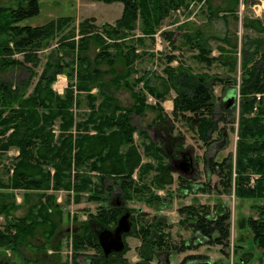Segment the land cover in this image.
I'll return each instance as SVG.
<instances>
[{
    "label": "trees",
    "instance_id": "trees-1",
    "mask_svg": "<svg viewBox=\"0 0 264 264\" xmlns=\"http://www.w3.org/2000/svg\"><path fill=\"white\" fill-rule=\"evenodd\" d=\"M40 1L16 0L10 5H0V165L9 150L18 149L12 159L13 167H7L8 174L10 169L8 181L0 178V189L24 190L23 204H28L27 199L33 197V203L28 204V214L16 216L12 212L23 205L16 202L12 192H0V213L12 214L0 230V248L9 247L19 254L20 245H31L30 240L41 235L44 241L36 243L37 252H45L46 243L59 250L62 241L56 238L61 234L62 216L56 193L67 190L75 192L78 202L86 194L89 202L98 204L97 212L91 213L82 223V232L73 231L72 264H131L125 257L129 250L126 239L130 235L142 241L138 251L140 259L135 264H171L161 255L192 249L197 239L201 240L200 244L220 245L221 251L229 257L232 212L222 200L212 207L205 204L196 207L194 203L179 209L186 215L180 222L190 226L193 232V236L181 244L173 243L170 233L162 231L163 225L167 227L166 222L160 220L164 216L155 215L150 224H143V219L139 225L138 215L145 217L147 213L128 207L132 212L133 228L124 236L125 250L121 254L106 255L98 242L100 229L115 228L123 213L111 204L115 200L112 184L118 185L117 196L126 202L133 192L141 194L146 190L150 192L147 203L171 205L173 193L168 187L174 183L176 171L168 160L165 145L150 139L147 130L134 124L133 114L157 113L147 129L155 125L158 130L162 125L160 127L168 130L166 122L173 117L196 128L205 141L217 131L222 141L226 138L219 124L226 122L232 111L236 114L237 102L230 108L218 103L214 86L228 82L225 76L195 73L183 60L173 66L175 54L167 57L166 76L159 77L160 85L151 83L147 70L138 71L135 67L138 59L151 56L139 52L145 39L154 42L167 18L201 0H87L107 4L122 2L123 14L114 24H97L94 17L77 23L74 16H62L40 26L24 25L22 21L40 13ZM234 1L233 7L221 10L238 17L240 0ZM246 2L254 4V1ZM243 26L258 34L264 32V21L259 17H245ZM161 33L172 49H178L176 31L163 30ZM210 38L190 36L191 48L199 51L197 58L208 66L219 62L231 73L237 71L240 63L243 74L240 111L235 118L233 114V122L237 123L233 129L238 137L235 154L229 153L221 161L209 159L207 167L220 176L215 185L218 197L234 192L242 200L261 201L264 200V67L260 66V60H264V37L246 36L242 61L238 57L239 42L235 34L211 38L222 43L218 46V56H212ZM93 48L94 57L91 56ZM42 64L43 69L38 72ZM16 68L28 71L30 78L13 82L2 77ZM62 74L67 76L68 85L60 94L53 85ZM135 74L138 76L134 77ZM35 76L38 80L29 92ZM110 87L128 89L134 104L123 106L109 93ZM171 90L176 93L172 117L160 103ZM256 93L263 95L257 99ZM82 94L87 100L86 111L82 110ZM150 96L155 102H149ZM220 108L222 112L217 118ZM135 135L143 138V152L135 143ZM144 155L148 160L144 161ZM150 172H154L150 184L145 182L141 188L134 174L138 173L139 180H146ZM188 181L185 174H179L180 186L183 189L187 186L184 190L191 188ZM152 186L167 187V195L160 197L152 193ZM203 191H206L204 186ZM252 208L257 216H246V227L264 253V204H255ZM88 248L96 249V254L85 255L90 259L81 263L78 256ZM50 257L46 260L64 264L59 252ZM203 257L201 254L188 255L179 264ZM41 259H35L34 264H41ZM66 264L70 261L66 260Z\"/></svg>",
    "mask_w": 264,
    "mask_h": 264
},
{
    "label": "rangeland",
    "instance_id": "rangeland-1",
    "mask_svg": "<svg viewBox=\"0 0 264 264\" xmlns=\"http://www.w3.org/2000/svg\"><path fill=\"white\" fill-rule=\"evenodd\" d=\"M87 1V0H83ZM234 0H201V2L196 3L192 2L189 9H184L182 11V15L180 17V14H172L169 18H167L164 21L163 29L164 31H176L177 32V40L180 43V46L183 47L182 42H184V38L180 36V33L177 29L178 22L180 20L189 19L190 16L196 12V16L198 21L201 23H206L208 19V11L213 10L216 11L217 9H222L223 7H233L234 3L236 2ZM247 0H240L239 6H238V19L233 20V17H230L228 20L232 23V25L229 24V27L232 28V34H235L237 37V40L239 42V53L238 57L239 60L242 61V51H243V44L246 39V36L249 37H258L263 36L264 32L262 34H258L254 32L253 30L246 29L243 26V20L245 17L249 18H261L264 21V0H250L254 1V4H248L246 2ZM89 3H81L78 0H58V4L56 2H48L46 0L42 1V10L39 13V19L47 18L52 19L54 16H59L65 14L64 12L73 13L74 15L79 16V18L84 19L87 17L95 16L97 17L98 21H115L118 18L121 17L122 11L124 8V4L122 2H115L112 4H107L104 2H91L87 1ZM253 3V2H252ZM201 4V5H200ZM55 5L58 9L55 8ZM183 9V8H182ZM181 9V10H182ZM197 10V11H195ZM187 11V13L185 12ZM191 11V12H190ZM194 11V12H193ZM220 13L219 11H217ZM216 12V13H217ZM215 13V14H216ZM190 15V16H189ZM52 16V17H50ZM186 16V18H185ZM36 19V18H35ZM34 20V18H28L24 21V23H29L30 21ZM192 21V20H190ZM217 22L215 25L214 23ZM224 24L223 20H216L211 21L207 25H203V30H205V33L207 34H219L224 35V31L227 27H222ZM202 25V24H201ZM219 29H216V28ZM161 29V30H163ZM161 32V31H160ZM158 32V34L155 36L154 42L153 40H148V48L153 49V53H161L159 54V57H144L143 59H138L137 63L135 65L136 69L138 71H141L143 68H151V71H153L156 75L157 73L161 75L163 67L166 65V59L168 56L177 55V58L180 56L184 58V60L187 63L193 64L194 69L193 70H202L205 67H208L206 63H202L197 61L194 58L195 52L197 53V50L190 51L189 48H182L179 50H176L175 52L170 47L169 41L164 39V35L162 33ZM204 33V34H205ZM197 34V33H196ZM203 33H198L197 35L204 38L205 37ZM206 34V35H207ZM218 42V41H217ZM216 41H212V45L217 47L218 43ZM153 45V46H152ZM56 46V44L54 45ZM53 46V47H54ZM142 48V49H140ZM139 52L150 54V50H146V46L140 47ZM49 50V49H48ZM92 51V50H91ZM264 51V49H263ZM215 53H219V51L215 48ZM94 57L95 52L91 53ZM143 56V55H142ZM46 61V58L43 59V63ZM261 64L260 66L264 67V60H260ZM178 62L174 61L173 64L176 65ZM217 65V64H216ZM214 66V65H213ZM222 66H215L214 68L211 66L209 67V70L211 73H218L220 69L225 72V68H221ZM43 69V64L37 68V71L40 72ZM202 72V71H201ZM229 72V71H228ZM231 73V72H229ZM243 71L241 69V64L239 63L237 66V71L232 72L231 75H229V78L226 77L228 82L218 84L214 86L216 95L221 94V96L218 97V103L220 105L224 106L226 105L227 108L232 107L235 102L236 103V114L235 111H232L234 115V118L238 116L240 111L239 106V100H240V82L242 77ZM224 76V74H221ZM65 76V75H62ZM3 78L13 81V82H20V81H26L30 78L29 72L22 69V68H16L14 70H9L8 72L4 73ZM108 78V76H107ZM38 80V76L33 77L31 80V85L29 88V92L32 91L35 83ZM58 80V79H57ZM235 80V81H234ZM238 83V84H236ZM233 89V93H229L230 91L228 88ZM223 87V90L221 89ZM113 88V87H110ZM57 89V88H56ZM121 89V88H120ZM125 90L119 91L116 93V95L119 97L121 101H123L124 105H131L133 103V100L131 99V92L123 88ZM119 90V89H117ZM127 90V91H126ZM58 91V90H57ZM115 89L113 90L114 94ZM83 94L82 96V110L86 111L87 109V100ZM237 95V99H235ZM255 97L257 98V93L255 94ZM230 98H234V103H230ZM118 99V98H117ZM118 99V100H119ZM229 99V100H228ZM258 99V98H257ZM149 102H155V98L150 96ZM220 113L222 112L220 108ZM156 112L149 111L145 115H136L135 118V124L140 129L147 130L150 139L154 141H161L163 145H165L166 152L168 153V160H171V164L173 168H177L179 166L180 162L184 161L185 158L182 157V153H188L193 161H197V165L194 166L192 169L189 170L190 177L187 176L188 182L191 185V188L188 190L186 189L187 186H183L184 189L180 186L179 183V171L175 172L177 175H175L174 183L170 185L168 190H171L173 193V196H170L171 205L169 207H165L161 204H155L151 205L147 203L146 197H149V191H144L141 194H137L136 192H133L131 198L129 201H125L121 198L122 202L126 204L128 208H135L137 211L140 210L147 213V216L143 217L138 215L139 219L138 224L141 225L142 221L143 224L146 223H153V220H151L152 217L155 215H161L164 216L162 220L163 222H166L167 227L163 225L162 231L165 233H170V238L173 243H183L185 241H188L191 236H193V232L188 225H184L180 220L184 218L186 215L183 213H180L179 209L185 205H191L194 203H197L196 207L198 205H208L213 206L216 201L222 200L226 205H228L231 208L232 217H231V227L232 231H235V228L237 229V225L239 226H246V219L245 220H239L240 218V211L244 210L242 214L245 213V210H248L250 214L248 215H254L257 216V211L252 208V205H262L264 204V200H257V199H250V200H242L238 198L234 192L232 194H222L218 197L217 188L215 185L219 182L220 176L217 173H213L211 169L207 167V161L209 159L213 160H219L221 161L223 158H225L229 153H234L236 150V140H237V132L233 129L237 126V123L235 124L233 121V114L230 113L227 116L226 122H221L220 129L223 128V133L225 135V140L222 141L219 137V132H215L214 134L210 136V140L205 141L203 140L197 129H192L185 121L176 120L172 116V120H167L166 126L170 128L167 135L162 134L160 137L157 138V134L154 131L155 125H152L151 128L147 129V125L152 122V119L154 118ZM217 115V118L219 117ZM172 127H174V130L172 131ZM160 134V133H159ZM181 137H179V136ZM179 137L178 139H174V137ZM166 140V141H165ZM143 138L139 137L138 135H135V143L140 146V151L143 152L144 148L142 146ZM182 142V143H181ZM181 143L182 147L179 145L174 146V144ZM18 154V149H12L9 150L2 158L1 165H0V178L4 179V182L8 181V177L10 175V169L13 167L11 165L13 157H15ZM186 154V155H188ZM205 157V161H203V156ZM144 161L148 160V158L144 155ZM179 162V164H178ZM182 164V163H181ZM7 167H10L9 174L7 173ZM194 171V172H193ZM193 172V173H192ZM184 175V174H183ZM154 174L149 173L146 175V180H139L138 173L134 174V179L137 180V183H139L140 187L145 184V182L149 183L151 182V178H153ZM109 181L106 180V182ZM110 183H112L110 181ZM203 186L206 191H203ZM166 188H156L154 186L151 187L152 193L164 197L167 195ZM12 192L15 196V200L18 204H21L20 208H17L12 213L16 216H24L28 214V204L31 205L33 203V197H30L27 199L28 204H23L24 201V190L16 189H0V192ZM52 192V191H50ZM120 192L119 188L113 191L112 196L115 197V199L118 197V193ZM145 193V194H143ZM57 202L60 205V211L62 216V222L59 224V230L63 235L59 237L62 241L61 248L59 250L53 249L49 243L47 244V250L37 252L36 249V243L44 241V238L41 235H37L36 239H31L29 244L20 245L22 248V251H24V256L27 257L26 259L28 261H35L34 256H41V264L46 263V258L53 256L56 253L61 254L62 261H64V264H66V260L70 261V264H72V256H73V250H72V237H73V231L79 230L78 232H82V223L90 218L91 213L97 212V206L95 202H89L87 200V195L84 194L83 198L76 200L75 192L74 191H67V190H60L57 193ZM1 196V195H0ZM4 199H6L8 202H11L9 198L4 196ZM161 209L160 211H157ZM129 210V209H128ZM138 214V212H135ZM132 214V212H131ZM247 215V216H248ZM10 216V217H9ZM6 216L4 213H0V230L4 229L6 222L8 219L11 218L12 214ZM179 221V222H178ZM174 227V229H173ZM68 231V229H71ZM77 228V229H75ZM58 230V231H59ZM189 230H191L189 232ZM192 232V233H191ZM189 233V235H187ZM232 233V232H231ZM179 234L182 235V237H179ZM191 235V236H190ZM190 236V237H189ZM128 240H126L127 244L128 241H131V237H138L134 235L127 236ZM138 239L141 241V238L138 237ZM35 253H38L39 255H35ZM96 254V249L94 248H88L81 252V255L78 256V260L82 262H88L90 259L88 256L85 255H94ZM51 258V257H50ZM129 261V260H128ZM221 264H231V260H229L227 257H224L221 259ZM0 264H25V262L22 260L20 254H16L12 249L9 247L0 248ZM34 264V263H32Z\"/></svg>",
    "mask_w": 264,
    "mask_h": 264
},
{
    "label": "crops",
    "instance_id": "crops-1",
    "mask_svg": "<svg viewBox=\"0 0 264 264\" xmlns=\"http://www.w3.org/2000/svg\"><path fill=\"white\" fill-rule=\"evenodd\" d=\"M15 1L16 0H0V5H10V4H13ZM42 1L43 0L40 1V12L42 10V4H41ZM46 1H48V2H56V4H58V0H46ZM78 1L81 2V3H83V2L84 3H89V2L83 1V0H78ZM91 2H99V1H91ZM196 3H197V1H196ZM55 8L58 9L56 7V5H55ZM225 9H228V7H223L222 8V10H225ZM123 10H124V8H123ZM183 10H184V8L182 10L179 9V11L178 12H175V13L176 14H180V17H181ZM218 10H221V9H217V11ZM222 10H221L220 13L217 12L216 14H213V10H209L207 12L208 13V19H212V20H207L206 19V22H207V24H209L211 21L223 20L224 24L222 25V27H227L225 30H223L224 33H225L224 35H226V34H232L231 32L233 30H232L231 27H229V24L232 25V23L229 22L228 19L230 17H233V20L235 21V19H238V17H235L233 14H231L229 12H226V11H222ZM195 11H197V10H195ZM185 12L187 13V11H185ZM64 13L65 14H63V15L54 16L52 19H47V18L39 19V14H38L36 16H33L32 18H34V20L30 21L29 23H24L25 20L22 21V23L24 25L40 26V25L46 24L47 22H49V21H51L53 19H56V18L62 17V16H74L76 18V22L77 23H80V21L86 19L85 17H84V19H81V18H79V16L74 15L73 13H69V12H64ZM122 14H123V11H122ZM236 15L238 16V13ZM50 17H52V16H50ZM91 17H94L96 19V23L97 24H102V23H106V22L107 23L114 24L119 19L118 18L115 21H103V22H100V21H98L97 17H95V16H91ZM197 17L198 16H196V12H194L190 16L189 19H184L183 21L180 20V22H178L177 29H178V31L180 33V36H182L184 38V42H182L183 47H181L180 46V43L177 40L176 43L178 45V49H172L174 52L176 50H179V49H182V48H189L190 51L197 50L195 48H191V44H190V39L189 38H190L191 35H195L196 36L198 33H200V34L203 33L204 34L205 33V30H203L202 28H203V25H207L204 22L201 23L200 21H198ZM87 18H89V17H87ZM185 18H186V16H185ZM190 20H192V21H190ZM214 24L216 25L217 22H215ZM161 29H163V28H161ZM216 29H219V28L217 27ZM163 30H165V29H163ZM163 30H160V31L162 32ZM136 32H137V36H139L140 35L139 30L136 31ZM206 34L207 33L204 34L205 37H211V38L212 37H215V36H224V35H219V34H207V35ZM176 37H177V32H176ZM148 40H149V38H146L145 39V43H144L145 45L144 46H146V48H145L146 50L147 49L150 50V55L151 56H143L140 59H143L144 57H149V58L152 57V58H155L156 56L159 57L160 56L159 54H161V53H157V54L156 53H153V49L152 48H148V45H149ZM212 41H216L217 42V40H214V39H211L210 40V45L213 47L212 56H218L220 52L218 54L215 53V48L218 50V46L220 44H222V43L218 41L219 42V43L217 42L218 43V46L215 47V46L212 45ZM170 47H172V46L170 45ZM140 49H142V48H140ZM93 52H94V48L92 49L91 53H93ZM198 53H199V51L197 50V53L195 52L194 58L197 61L204 63L203 61H200L197 58ZM91 56H93V55L91 54ZM181 60H183V62L186 65H188V66H190V67H192L194 69V65L193 64H190V63H187L184 60L183 56L182 57L180 56L179 58H176L174 60V61H177L178 62L176 65L173 64L174 61L171 64L173 66H177L179 63H182ZM166 61H167V59H166ZM216 64L219 65V66H222L219 62H216V63H213V64H211L209 66L207 65L208 67L203 68L201 71L202 72H207V73H210V74H215V73H211L210 72L209 67L212 66L214 68L215 66H217ZM166 65H167V62H166ZM165 66L162 69L161 75H159L158 73L156 75L153 71H151V68H149V69L148 68H143L142 70H147L149 72L148 77L150 78L152 84L160 85L159 77H162V76L165 77L166 76L165 75V72H164ZM221 68H225V72L220 69V71L218 73H216V74H224L225 77L229 78V75H231V73H229L227 71V68L226 67L222 66ZM201 71L200 70H198V71L197 70H194L195 73H201ZM62 75H64V74H62ZM62 75H59L58 76L57 82L54 83V85H53L54 89L56 91L58 90L57 92L60 93V94H63L64 93L65 88L68 85V78H67V76L66 75L65 76H62ZM137 76H138L137 74L134 75V77H137ZM155 76L157 77V79L154 78ZM221 89L223 90V87H221ZM113 90H114V88H109V93L110 94H113ZM122 90H125V89H123V88H121L119 90H116L115 89L113 95L116 98L119 99V97L116 95V93L119 92V91H122ZM95 91H96V89L93 90V92H95ZM226 91H230L229 93H233V89L231 88V86ZM82 96H83V94H82ZM175 96H176L175 91L174 90H171L170 93H169V95L167 96V98L165 100H161L160 101V103L162 104V106L165 109V112L167 114H169L170 116H172V111H173V108H174L173 99H174ZM217 96L219 97V96H221V94H218ZM131 99H132V97H131ZM119 102L123 106H125V107H129V106H132L134 104V101H133V103L131 105H124L123 104V101H121L120 99H119ZM82 107H83V104H82ZM147 112H149V111H147ZM136 115L137 114H133L132 115V121H133L134 124H135L134 121H135ZM156 116H157V113L155 114L154 118H156ZM160 126H162V125H160ZM160 126H158V130H157V126L154 127V131L156 132L155 134H157V138L165 137V135H167L168 131L170 130V129L167 130L165 127H160ZM162 134H165V135L164 136H161ZM179 137H181V136H179ZM181 143H178V144L175 143L174 146H176V145H179L180 146ZM202 156H203V161H205L204 155H202ZM192 162H193V166L190 169H192L194 166L197 165V161H193L192 160ZM189 170H188V172H189ZM175 171L177 172V169H175ZM188 172H182V174H185V175L190 176ZM152 173L154 174V172H152ZM173 175H174V178H175V175H177V174L174 173ZM112 186L114 188L113 191H115L116 189L119 188L117 184H112ZM113 191H112V193H113ZM243 211L244 210L240 211V213H239L240 214V218H239L238 221H240L242 219L245 220L246 216L248 214H250V212L248 210H245V213L242 214ZM173 229H174V227H173ZM190 231L191 230H189V232ZM187 235H189V233ZM179 237H182V235L179 234ZM128 239H126V240H128ZM199 242H201V240L197 239L193 243V245L195 247L192 248V249H188V250H186L184 252H170L169 255L162 254L161 257L164 258V259H166V260L168 259V261H170L171 264H179V263H181L184 260V258L186 256H188V255H198V254H201L204 257L203 258H190V259L187 260V262H185V264H201L204 261H210L212 263L221 264L222 263L221 262V259L224 258V257H227L221 251V246L220 245H217V244H212V245H210V244H200ZM141 243H142V241H140L138 239V237H131V241L130 240L128 241L129 250L125 254V257L129 260V262L131 264L137 263L139 261V259H140V256H139V252L138 251H139V247L141 246ZM231 243H232V247L230 249V255H229V257H227L229 260H231V264H264V253L255 244L254 239H253V235H252V233H251V231L249 230L248 227H246V226H239V224H238L237 225V229L235 228V231L234 232L232 231ZM38 257H41V256H34L35 259H37ZM32 263H36V262L35 261L25 260V264H32ZM45 264H53V262L51 260H49Z\"/></svg>",
    "mask_w": 264,
    "mask_h": 264
},
{
    "label": "water",
    "instance_id": "water-1",
    "mask_svg": "<svg viewBox=\"0 0 264 264\" xmlns=\"http://www.w3.org/2000/svg\"><path fill=\"white\" fill-rule=\"evenodd\" d=\"M229 100V99H228ZM234 103V98H230V103ZM193 162H184L183 167H177V171L180 173L188 172V167L191 166ZM133 228L132 214L131 211L127 210L122 213L120 218L118 219L117 225L113 229H100L98 233V242L103 252L106 255L111 253L121 254L126 247V242L124 240V236L126 234L131 233ZM201 264H218L212 263L210 261H204Z\"/></svg>",
    "mask_w": 264,
    "mask_h": 264
},
{
    "label": "flooded vegetation",
    "instance_id": "flooded-vegetation-1",
    "mask_svg": "<svg viewBox=\"0 0 264 264\" xmlns=\"http://www.w3.org/2000/svg\"><path fill=\"white\" fill-rule=\"evenodd\" d=\"M186 154H188V153H187V152H186V153H185V152L182 153V157H181V158H185V159H184V161L180 162V164H179V162H178V164H179L180 167H183V163H184V162H187V163L192 162V159H191L190 155H189V154L186 155ZM181 163H182V164H181ZM179 166H177V167H179ZM192 166H193V164H191V166L188 167V169H190ZM111 204H112V205L114 204V206H116V207H118L119 209L123 210V212L127 211V206H126L125 203L122 202V200H121L120 197H117L115 200H112V201H111ZM70 230H72V228H71V229H68V231H70ZM63 234H64V233H63ZM63 234L61 233V234L57 235V238H56V239H58V238H59L61 235H63ZM56 241H57V240H56ZM23 253H24V251H22V250L19 252V254L21 255L22 260L25 262V260H27V259H26L27 257H25Z\"/></svg>",
    "mask_w": 264,
    "mask_h": 264
},
{
    "label": "built area",
    "instance_id": "built-area-1",
    "mask_svg": "<svg viewBox=\"0 0 264 264\" xmlns=\"http://www.w3.org/2000/svg\"><path fill=\"white\" fill-rule=\"evenodd\" d=\"M262 95H263V93H258L257 98L260 99Z\"/></svg>",
    "mask_w": 264,
    "mask_h": 264
}]
</instances>
